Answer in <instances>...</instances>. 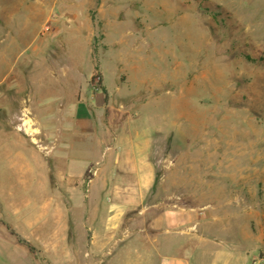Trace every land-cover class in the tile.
Segmentation results:
<instances>
[{"label":"rangeland","instance_id":"rangeland-1","mask_svg":"<svg viewBox=\"0 0 264 264\" xmlns=\"http://www.w3.org/2000/svg\"><path fill=\"white\" fill-rule=\"evenodd\" d=\"M11 26L19 73L43 78L33 126L78 122L93 138L78 128L55 146V131L19 128L33 191L0 170V264H137L153 221L252 202L243 179L264 214V0H0V78ZM85 143L98 154L83 161Z\"/></svg>","mask_w":264,"mask_h":264},{"label":"crops","instance_id":"crops-1","mask_svg":"<svg viewBox=\"0 0 264 264\" xmlns=\"http://www.w3.org/2000/svg\"><path fill=\"white\" fill-rule=\"evenodd\" d=\"M29 21V20H28ZM17 29L10 28V40L5 48L4 56L9 60V73L0 78V86L9 79V89L5 92L0 89V161L6 165L0 170L14 171L19 177V181L28 191V185L33 191L34 182V143L23 134L19 128L26 131L42 130L55 131V146L60 145L59 140L66 134L71 135L75 129L78 135L83 139L90 141L93 138L87 127L83 123H61L38 121L34 124V115L38 112H44L45 104L43 101H37L33 89L34 85L42 86L43 78L31 76L25 78L27 70L19 73V52ZM12 33H15L13 36ZM2 41H0L1 49ZM8 49V53H7ZM0 55L2 52L0 50ZM37 63L36 65H40ZM19 76L21 79L19 80ZM106 90V89H105ZM60 101V97H53ZM79 104H82L80 101ZM24 115V117L22 116ZM9 118L10 121L5 120ZM22 119L23 122L18 123ZM5 124V125H4ZM9 125L10 128L5 126ZM8 126V127H9ZM80 132V133H79ZM33 138L35 135L29 133ZM43 143L42 145H44ZM80 144V143H79ZM78 144V145H79ZM85 143L83 150L77 151L81 160H91L90 154H98ZM81 149V148H80ZM55 149H53V152ZM91 158V159H89ZM229 176V175H227ZM231 177V176H229ZM239 190L236 192L240 195L246 191L254 193V200L247 201L246 197L229 198L225 202V209L228 211L218 221H191L190 218L179 217L173 213L168 221H153L152 227L154 232L148 229L138 235V240L144 242L145 252H138L135 263L137 264H253L258 257L264 259V214H259L258 201H256L257 188L251 185V181L243 179L239 182ZM231 211V212H230ZM252 221H247V220ZM245 220V221H242ZM146 222V221H145ZM261 227L262 233L256 235L253 226ZM259 242L261 246L254 247V255L250 256L253 243ZM154 243V252L150 245ZM253 244V245H252ZM107 254V253H106ZM156 254V255H155ZM134 264L133 260L127 264ZM107 263V260H106ZM105 263V264H106ZM94 264V263H91ZM97 264V263H95Z\"/></svg>","mask_w":264,"mask_h":264},{"label":"trees","instance_id":"trees-1","mask_svg":"<svg viewBox=\"0 0 264 264\" xmlns=\"http://www.w3.org/2000/svg\"><path fill=\"white\" fill-rule=\"evenodd\" d=\"M259 61L260 62H264V58H260ZM102 90L106 94V90L104 88H102ZM5 226H7V228L10 230V232H11L12 235H15V231L13 229H11V227L9 225H5ZM19 242H22L23 244H27L29 246V243H27V241H25V240L19 239Z\"/></svg>","mask_w":264,"mask_h":264},{"label":"built area","instance_id":"built-area-1","mask_svg":"<svg viewBox=\"0 0 264 264\" xmlns=\"http://www.w3.org/2000/svg\"><path fill=\"white\" fill-rule=\"evenodd\" d=\"M253 264H264V259L262 257H258L254 260Z\"/></svg>","mask_w":264,"mask_h":264},{"label":"water","instance_id":"water-1","mask_svg":"<svg viewBox=\"0 0 264 264\" xmlns=\"http://www.w3.org/2000/svg\"><path fill=\"white\" fill-rule=\"evenodd\" d=\"M90 87H91V85H90Z\"/></svg>","mask_w":264,"mask_h":264}]
</instances>
